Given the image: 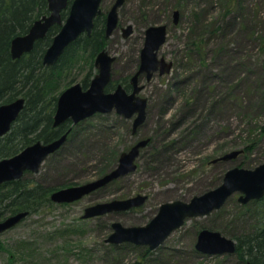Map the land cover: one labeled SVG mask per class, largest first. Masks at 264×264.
I'll return each mask as SVG.
<instances>
[{
	"label": "rangeland",
	"instance_id": "obj_1",
	"mask_svg": "<svg viewBox=\"0 0 264 264\" xmlns=\"http://www.w3.org/2000/svg\"><path fill=\"white\" fill-rule=\"evenodd\" d=\"M112 1H102L101 14ZM174 10L179 11L176 24ZM118 13L120 24L132 25L133 32L122 38L118 29L108 37L106 48L116 57L111 70L116 82L136 70L145 28L167 26L158 55L172 63L170 71L155 72L149 80L139 76L144 86L139 95L147 99L145 119L135 131L132 118L115 111L73 124L65 142L23 179L53 190L93 181L112 170L122 152L148 138L136 168L72 202L36 201L32 211L0 233V264H241L234 252L195 249L202 228L232 238L250 225L239 192L209 214L186 218L149 254L141 245L106 239L113 222L144 225L161 203L188 201L220 184L229 168L264 162V0H125ZM89 64L84 56L77 58L49 95L70 80L80 82ZM95 72L93 66L90 79ZM251 145L232 159L212 162ZM116 152L111 167L107 156ZM107 165L111 169L103 173ZM136 194L147 196L139 206L81 217L88 205ZM0 210L2 219L9 216L8 208Z\"/></svg>",
	"mask_w": 264,
	"mask_h": 264
},
{
	"label": "water",
	"instance_id": "obj_2",
	"mask_svg": "<svg viewBox=\"0 0 264 264\" xmlns=\"http://www.w3.org/2000/svg\"><path fill=\"white\" fill-rule=\"evenodd\" d=\"M102 0H71L68 13L64 20L61 11L68 0H47L48 13L35 19L28 31L13 37L10 44L12 58L32 50L34 42L46 35V32L55 23L61 24L54 34L50 44L42 55L44 65L54 64L65 48L75 41L81 34L89 35L93 28L95 17L100 13ZM125 0H115L106 14L105 36H109L116 27L118 8ZM179 11L174 10L173 22L176 24ZM131 32V26L123 29V36ZM166 24L151 25L145 30L143 46L140 50L138 70L131 77L132 89H126L118 84L113 90L105 88L111 78V66L114 56L106 49L98 52L94 59L96 73L91 78L87 88L83 89L79 82L71 84L60 92L56 101L53 125L57 126L69 119L73 124L78 123L95 113H115L125 118H132V131L146 117L147 99L138 95L143 85H138V75L145 73L149 80L153 72L159 74L169 72L172 63L163 57H158L157 51L166 40ZM24 105V98L18 97L10 102L0 104V135L5 134L17 118ZM69 130L59 137L48 141H35L18 153L0 159V185L4 182L16 180L24 172H37L40 164L51 153L55 152L66 140ZM149 139L138 141L128 151L119 155L116 166L103 176L82 184L63 187L50 192L49 198L53 202L68 203L82 198L84 195L100 186L122 176L136 168V157L140 147ZM242 153L241 149L231 150L213 159L228 160ZM234 192H239L238 201L246 203L250 200H259L264 196V162L253 168L234 166L225 171L222 181L216 187L199 195L192 196L188 201L173 200L159 205L156 214L144 225L125 227L119 222L111 224L113 232L106 239L111 243L129 242L136 245H146L149 249L157 248L168 235L180 227L188 217L209 214L220 208L226 199ZM147 196L136 194L123 199H111L97 202L84 207L82 218H90L111 211H123L144 203ZM28 214L27 210L10 214L0 220V233L18 223ZM236 242L232 238L222 235L219 231L202 228L198 231L195 249L205 254H224L235 251ZM245 264H253L246 261Z\"/></svg>",
	"mask_w": 264,
	"mask_h": 264
},
{
	"label": "trees",
	"instance_id": "obj_3",
	"mask_svg": "<svg viewBox=\"0 0 264 264\" xmlns=\"http://www.w3.org/2000/svg\"><path fill=\"white\" fill-rule=\"evenodd\" d=\"M47 12V0H0V104L18 97L24 98V106L11 129L0 136V159L18 153L37 140L51 141L69 129L67 136L73 133L74 126L70 120L53 126L56 99L60 91L53 95L49 93L54 90L56 79H62V74L81 56L90 60V69L80 80L82 86L86 87L92 75L93 59L107 45L104 18L98 16L94 20L91 34L80 35L65 48L59 59L51 66L42 63V55L59 30V24H53L46 35L35 42L30 52L19 58H12L10 44L13 37L26 33L33 21ZM250 21L246 18L248 23L246 27H249ZM228 24H233V20ZM256 32L251 27L250 34L254 35ZM117 82L128 84V77ZM117 82L111 81L106 90H112ZM70 83L71 80L68 81V84ZM251 147L252 145L245 146L241 150L248 151ZM118 155L116 152L107 156V159L111 160V167ZM255 165L247 164L243 167L253 168ZM111 167L109 168V165L103 167L102 172L110 170ZM53 189L55 188L31 184L23 179V176L17 180L7 181L0 185V209L8 208L10 214L23 210L30 212L34 209L36 201H51L48 193ZM244 206L252 222L231 236L236 242L233 254L241 264H245L246 261L264 264V196L259 200H250ZM141 248L145 255L151 251L146 245H141Z\"/></svg>",
	"mask_w": 264,
	"mask_h": 264
},
{
	"label": "flooded vegetation",
	"instance_id": "obj_4",
	"mask_svg": "<svg viewBox=\"0 0 264 264\" xmlns=\"http://www.w3.org/2000/svg\"><path fill=\"white\" fill-rule=\"evenodd\" d=\"M103 1V0H102ZM102 1H101V4H102ZM114 1L115 0H113L112 1V3L110 4V6H109V9H110V7H111V5L114 3ZM70 2H71V0H68V4H67V6L64 8V9H62V11H61V19L62 20H64L65 19V17L67 16V13H68V6H69V4H70ZM125 2V1H124ZM123 2V3H124ZM101 4H100V13L96 16V17H98V16H102L103 18H104V35H105V19H106V14H107V12H108V10L104 13V14H101V12H102V9H101ZM122 6V5H121ZM120 6V7H121ZM119 7V8H120ZM119 8H118V10H119ZM174 12V11H173ZM48 13V12H47ZM62 15H63V17H62ZM95 17V18H96ZM95 20V19H94ZM55 24H58V23H55ZM59 25H61V24H59ZM128 25H130V24H128ZM128 25H126V26H122L121 24H120V19H119V13H118V20H117V24H116V27L113 29V31L111 32V34L109 35V36H111V35H113L118 29H120L121 30V36H122V38H126V37H128L129 35H131L132 34V32H133V27H132V25H130L131 26V32L127 35V36H123V29L124 28H126ZM93 26H94V23H93ZM149 26H151V25H149ZM149 26H147V27H149ZM51 27V26H50ZM146 27V28H147ZM146 28H145V30H146ZM145 30H144V37H145ZM92 31V30H91ZM83 34H85V33H83ZM91 34V33H90ZM89 34V35H90ZM82 35V34H81ZM87 35V34H86ZM89 35H87V36H89ZM166 35H167V33H166ZM109 36H105L106 37V39H107V41H108V37ZM144 37H143V42H144ZM43 38V37H42ZM42 38H40V39H42ZM37 40H39V39H37ZM36 40V41H37ZM35 41V42H36ZM35 42H34V44H35ZM50 44V43H49ZM34 46V45H33ZM142 46H143V43H142ZM142 48V47H141ZM141 48H140V50H141ZM104 49H106L107 51H108V49L105 47ZM158 51H159V49H158ZM158 51H157V55H158ZM30 52V51H29ZM28 53V52H27ZM108 53H109V51H108ZM25 54V53H24ZM98 54V53H97ZM96 54V55H97ZM110 54V53H109ZM23 55V54H22ZM21 55V56H22ZM95 55V56H96ZM111 55V54H110ZM158 57H159V55H158ZM19 58V57H18ZM164 58V57H163ZM15 59V58H14ZM59 59V58H58ZM94 59H95V57H94ZM94 59H93V66L95 67V65H94ZM165 59V58H164ZM115 60H116V57L114 56V60H113V62H112V65H113V63L115 62ZM138 63H137V67H136V70L130 75V76H127L128 77V84H124V83H122V82H117L116 83V85H115V87L118 85V84H121L125 89H126V91L127 92H130L131 91V89H132V84H131V77L133 76V74L138 70V68H139V62H140V51H139V55H138ZM53 65V64H52ZM47 66H51V65H47ZM172 66V65H171ZM111 70H112V66H111ZM95 71H96V67H95ZM155 72H158V70L157 71H155ZM155 72H153V74L155 73ZM96 73V72H95ZM142 74H144L145 75V73L144 72H142V73H140L139 75H138V82H137V84L138 85H140L139 84V76L140 75H142ZM152 74V75H153ZM158 74H159V72H158ZM160 75H162V74H160ZM152 77V76H151ZM145 78H146V76H145ZM91 80V79H90ZM111 81H115V80H112V73H111V78H110V81H109V83L107 84V86L111 83ZM90 82V81H89ZM75 82H72V83H70L68 86H70L71 84H74ZM80 84H81V82H79ZM89 85V84H88ZM88 85L86 86V87H83L82 86V84H81V86H82V88L83 89H85V88H87L88 87ZM142 85V84H141ZM67 86V87H68ZM106 86V87H107ZM67 87H65V88H67ZM114 87V88H115ZM144 87V86H143ZM64 88V89H65ZM113 88V89H114ZM64 89H62V90H64ZM107 88H105V90H106ZM112 89V90H113ZM61 90V91H62ZM60 91V92H61ZM107 91V90H106ZM109 91H111V90H109ZM60 92L58 93V95L60 94ZM139 93H140V91H139ZM139 93H138V95H139ZM58 95H57V97H58ZM140 96V95H139ZM142 97V96H141ZM56 101H57V99H56ZM24 106V105H23ZM147 106V105H146ZM21 112V111H20ZM55 113V112H54ZM54 116V115H53ZM18 117V116H17ZM134 116H132V118H133ZM16 120V119H15ZM14 120V121H15ZM69 119H67V120H65L64 122H62L61 124H63V123H65L66 121H68ZM13 121V122H14ZM13 122H12V124H13ZM72 123V122H71ZM12 124H11V126H12ZM61 124H59V125H61ZM73 124V123H72ZM59 125H57V126H59ZM54 126V125H53ZM10 129H11V127H10ZM9 129V130H10ZM9 130L6 132V133H8L9 132ZM68 131V130H67ZM69 131H70V129H69ZM5 133V134H6ZM5 134H3V135H5ZM3 135H0V136H3ZM38 141V140H37ZM39 141H41V140H39ZM42 142H46V141H42ZM48 142V141H47ZM29 145V144H28ZM212 162H216V161H212ZM26 172H29V171H26ZM26 172H24V174L26 173ZM23 174V175H24ZM17 180V179H16ZM11 181H13V180H11ZM5 183V182H4ZM50 199V198H49ZM0 212H1V210H0ZM18 212V211H17ZM16 213V212H15ZM9 215H10V212L8 213ZM14 214V213H13ZM0 219H2L1 217H0Z\"/></svg>",
	"mask_w": 264,
	"mask_h": 264
}]
</instances>
